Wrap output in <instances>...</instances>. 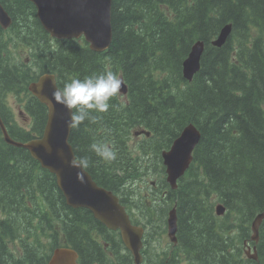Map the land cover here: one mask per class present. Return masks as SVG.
<instances>
[{"label":"trees","instance_id":"16d2710c","mask_svg":"<svg viewBox=\"0 0 264 264\" xmlns=\"http://www.w3.org/2000/svg\"><path fill=\"white\" fill-rule=\"evenodd\" d=\"M111 1L112 41L96 53L83 38H50L31 2L0 0L12 21L6 30L0 26V118L8 134L26 142L43 133L47 108L28 91L42 74H53L63 88L73 78L112 71L127 86L126 95L118 93L107 112L92 113L95 122L86 119L70 132L76 159L89 158L85 171L119 197L135 223L136 205L141 221L155 226L146 231L148 243L161 234L154 218L165 226L176 207L175 252L160 259L264 264V218L259 241L251 242V224L264 213V0ZM227 24V42L212 45ZM196 41L204 51L191 82L181 72ZM10 99L29 118L28 127L15 121ZM189 124L201 136L173 190L161 153ZM141 130L150 136L138 138L131 149L129 141ZM98 141L115 146V160L105 162L90 150ZM146 177L153 180L141 186ZM133 188H152L160 201L147 205ZM219 204L222 217L215 215ZM96 233L111 244L107 229L88 210L68 207L55 177L26 150L7 145L0 131V264H48L53 250L63 246L79 254L80 264L90 258L106 264L92 241ZM245 243L255 246L256 261L245 256Z\"/></svg>","mask_w":264,"mask_h":264},{"label":"water","instance_id":"95a60500","mask_svg":"<svg viewBox=\"0 0 264 264\" xmlns=\"http://www.w3.org/2000/svg\"><path fill=\"white\" fill-rule=\"evenodd\" d=\"M36 8L37 18L43 30L55 40H78L83 38L90 51L102 53L106 51L112 41L111 30V0H26ZM12 21L0 4V26L7 29ZM231 24L225 25L219 32L212 45L222 47L231 34ZM204 50L202 41H196L183 61L182 74L185 80L191 81L200 69V59ZM58 88L55 76L44 74L37 81L28 86V90L47 108V120L40 137L27 142H16L8 134L0 118V131L7 145L28 151L40 167L49 171L56 178L59 190L62 192L66 204L71 208H85L95 219L107 229L119 231L121 240L131 252L134 263L141 264V237L143 230L131 225L129 217L118 198L110 191L99 187L84 170L71 165L75 158L69 144L72 128L67 122L72 112L63 105L56 103L52 94ZM127 93V86L123 83L119 91ZM135 136L149 133L139 131ZM200 132L190 124L186 126L176 138L169 150L161 153L165 167L166 182L171 189H176L177 181L181 178L192 162V153L200 140ZM76 159V158H75ZM216 215L224 214L222 205H217ZM264 214H258L251 224V241L258 242L259 227ZM168 237L176 243L177 216L175 208L171 209L167 218ZM247 258L256 261V249L248 248ZM48 264H77V253L70 248H56Z\"/></svg>","mask_w":264,"mask_h":264},{"label":"clouds","instance_id":"9594fccd","mask_svg":"<svg viewBox=\"0 0 264 264\" xmlns=\"http://www.w3.org/2000/svg\"><path fill=\"white\" fill-rule=\"evenodd\" d=\"M121 85L122 80L115 73L106 71L86 76L83 80L71 79L63 88H57L52 98L72 112L67 124L69 128H75L86 119L95 122L97 117L92 115L93 112H107L110 100L119 93ZM90 150L105 162H111L117 156L115 146L108 142H93ZM70 163L73 167L87 168L89 158L81 157L79 160L74 158Z\"/></svg>","mask_w":264,"mask_h":264},{"label":"flooded vegetation","instance_id":"af4514ba","mask_svg":"<svg viewBox=\"0 0 264 264\" xmlns=\"http://www.w3.org/2000/svg\"><path fill=\"white\" fill-rule=\"evenodd\" d=\"M113 237L114 239L106 236V241H111V244H108L107 242H105L104 237L97 233L93 236V239H92V241L96 242V244L100 247L101 251L103 252L105 261L107 262L106 264H133V260L130 261L128 256H122V250L124 247L122 243L118 242V236L113 235ZM147 244L148 242L144 240L143 248H142L143 253L146 250ZM90 246H91V241L85 242L83 249L84 250L88 248L90 249ZM146 252L147 254L149 253L153 254L155 258L152 259V258L143 257L142 264H171L170 258H169V262L166 259L162 260L160 258H162L166 253L168 254V257H169L171 254H174L175 249L174 247H171L170 243L167 240L163 241V238L160 237V238L155 239L147 247ZM78 262H79V256H78ZM81 264H94V263L92 259L90 258V260H85V261L83 260ZM179 264H182V263L179 262Z\"/></svg>","mask_w":264,"mask_h":264},{"label":"rangeland","instance_id":"374dc122","mask_svg":"<svg viewBox=\"0 0 264 264\" xmlns=\"http://www.w3.org/2000/svg\"><path fill=\"white\" fill-rule=\"evenodd\" d=\"M158 74L161 75L160 73H158ZM180 96H179V98H180ZM182 98H185V95ZM9 104H10L11 108L13 109L15 121L21 126L28 127L30 122H29V119L26 118V114L24 113V115H21V114L19 115V113H18L21 110V107L19 105H16V103H14V101L12 99H10ZM140 137H142V136H140ZM140 137H138V138H140ZM138 138H135L133 136L131 138V140L129 141V146L131 149H133L135 147ZM159 176H161V174ZM150 180H153V179L150 177H146L143 180V182H141V186L149 185ZM133 190H134V194L137 197V199L141 202L143 200L144 202H146L147 205L152 206L156 200L160 201L158 193H156L152 188H133ZM162 217H164V215H162L161 218ZM154 221L158 223V225H156V226H159L161 229V234L157 238L162 237L163 241H166L167 238L165 236V233L163 232V229L165 228V226L157 218H154ZM154 228H155V226L152 225L149 228V230L152 231V230H154ZM59 248H70V247L63 246V247H59ZM79 262H80V257H79Z\"/></svg>","mask_w":264,"mask_h":264},{"label":"bare ground","instance_id":"6f19581e","mask_svg":"<svg viewBox=\"0 0 264 264\" xmlns=\"http://www.w3.org/2000/svg\"><path fill=\"white\" fill-rule=\"evenodd\" d=\"M182 73V72H181ZM40 75V74H39ZM191 82H192V80H191ZM29 83V82H28ZM29 85V84H28ZM189 85H190V83H189ZM177 202V201H176ZM174 204V203H173ZM171 206H173V205H171ZM176 206H177V204H176ZM176 208V207H175ZM127 212H128V210H127ZM129 213V212H128ZM132 216V215H131Z\"/></svg>","mask_w":264,"mask_h":264}]
</instances>
